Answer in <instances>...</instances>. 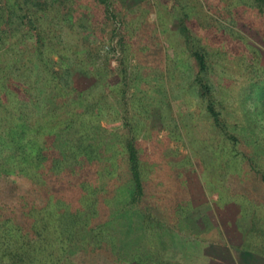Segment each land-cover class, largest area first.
<instances>
[{
    "label": "trees",
    "instance_id": "obj_1",
    "mask_svg": "<svg viewBox=\"0 0 264 264\" xmlns=\"http://www.w3.org/2000/svg\"><path fill=\"white\" fill-rule=\"evenodd\" d=\"M46 1L35 0L36 7H33L31 0H0V264H124L131 261L189 264L191 259L157 261L144 254L143 249V256L129 258L128 245L116 243L120 227H125V215L128 219L133 216L144 227L140 237L148 239L155 232L152 230L155 223L150 225L151 229L148 220L152 218L157 225L161 220L142 206L145 172L136 145L137 135L126 118L118 115L127 106L123 102L125 84L123 87L116 84L122 72L114 74L109 68V53L100 52L95 46L96 39L89 34L82 33L75 41L74 38L65 40L61 33L49 35L48 28L44 27V14L49 11ZM204 1L214 12L223 0ZM228 2L227 12L232 20L245 23L243 29L254 31L253 37L264 44V0ZM66 18L62 17V21ZM53 24L61 30L60 22ZM179 31L188 52L170 53L168 40L162 39V49L157 41L158 57L150 58L151 67L138 65L136 76L143 74L150 82L149 90L161 95V99L169 96L170 90L183 94L181 108L185 106L188 110L194 106L196 113L209 117L213 125L209 134L214 138L216 135L220 145L226 141L225 135L234 146L241 143L240 136L245 142H259V135L264 134V125L257 123L264 118V66L256 64L260 48L240 32L229 34L231 40L248 49L244 60L251 78L241 100V105L247 103L248 107L242 105L246 108H243V125L236 135H231L216 109L217 100L207 78L209 53L190 33L183 18L179 19ZM122 41L118 38L116 44L109 46L112 55H122ZM19 43L23 49H15ZM162 55L165 56L163 66ZM178 66L182 70L179 68L176 72ZM174 72L179 76L177 82H174ZM78 75L90 78L91 85L79 89L74 83V76ZM249 89L258 94L259 102L255 96L247 98ZM113 93L123 100L119 105L108 100ZM189 98L196 104H191ZM164 106L171 123L170 132L181 137L180 130L185 129L183 120L175 111L172 113L167 103ZM257 108H261L263 118L255 114ZM105 109L112 111L107 119L101 116ZM102 120L109 126L110 122L121 121L127 130L117 134L103 125ZM109 129L113 139L106 137ZM220 145L218 150L224 155L225 149ZM261 151L247 152L242 148L240 158L239 153L230 150L225 154L228 164L224 171L231 177L227 181L230 192L226 194L220 192L207 165L198 163L197 169L189 163L191 171L198 172L211 200L239 202L240 214L249 217L242 245L247 261L264 260L261 211L264 204L256 201V196L264 193ZM177 204L175 201L170 204L175 207L170 215L178 216L175 223L183 221L188 225L184 220L190 209L188 202ZM169 234L171 240L166 244L170 251H175L180 247L177 245L180 231ZM183 247L181 252L186 254Z\"/></svg>",
    "mask_w": 264,
    "mask_h": 264
},
{
    "label": "rangeland",
    "instance_id": "obj_2",
    "mask_svg": "<svg viewBox=\"0 0 264 264\" xmlns=\"http://www.w3.org/2000/svg\"><path fill=\"white\" fill-rule=\"evenodd\" d=\"M93 1L95 0H47L49 11L44 14V27L48 28L49 35L61 33L67 41L73 38L75 41L76 37L81 36L82 33L89 34L90 38L96 39L95 46L100 52L107 51L109 53V68L114 74L122 72L121 77L119 76L120 81L117 80L116 84L118 87H123L125 84L126 99L122 101L127 106L125 109H121L118 115L126 118V122L131 124L133 132L137 135L138 143L136 145L145 172V194L142 206L148 208L147 211L153 212L161 220L159 225L152 218L148 220L150 228V225L154 226L155 223V229H151L155 230L153 234H156L153 237L152 234L148 239L140 237L144 227L139 225L133 216L128 219L125 215L123 223L125 227H120L116 243L120 246L128 245L127 257L129 258L140 256L143 249L144 254L161 262L164 260L175 261L179 258L193 259L200 254L202 243L218 239L227 244L234 255L242 253L244 233L249 224V217L240 214L239 202L224 201L219 203L214 201L215 199L211 200L203 187L198 172H192L189 163L196 168L198 163L207 165L210 176L214 180L216 179L215 181L220 187V192L226 194L230 192L228 182L231 177L228 172L224 171L228 164L224 157L225 154L230 150L239 153L237 157L240 158L242 148L247 152L261 151V148L264 149V134L259 135L257 143L245 142L244 137L240 136L238 138L241 143L235 146L231 143L230 137L225 135L226 141L220 145V139L216 138V135L215 138L210 135L213 125L209 117L206 118L204 113H196L194 106L188 110L185 109V106L181 108L184 103L182 101L183 94L170 90L169 96L161 99V95L149 90L150 82L144 79V75L136 76V74L138 65L143 68L151 67L150 58L158 57L157 41H160V49H162V39L168 40L170 53L188 52L179 31V19L183 18L190 33L199 39L209 53L210 71H208L207 78L213 87L214 99L217 100L216 109L225 119L226 130L229 134L236 135L244 122L243 108H248L247 103L246 105L242 104L246 108L241 105V100L251 78L246 72L247 64L244 60L248 49L245 50L244 44L231 40L229 34L233 31L240 32L244 38L260 48L259 60H256V64L259 66H264V44L253 37L254 31H249V33L243 29L246 28L245 23L232 20V16L227 12L228 0L220 2L218 10L214 12L207 8L204 0H151L150 6L153 12L148 15L146 12V15L150 16L148 23L140 22V14L131 12L133 8L123 16L114 12L117 8L95 6ZM31 5L36 7L35 0H31ZM118 10L122 11V8H118ZM69 14L70 19L68 18ZM65 16L67 18L62 21V17ZM83 19L85 20L83 21ZM57 21L61 24V30L54 27L53 23ZM21 28L23 27L21 26ZM49 28L51 29L49 30ZM118 38L123 39L121 44L123 53L119 57L112 55L113 50L109 48L112 44H116ZM147 39L148 41H146ZM23 47L21 43L15 45V49H23ZM153 54L154 56H152ZM163 58L162 66L163 63L165 65V56L162 55ZM181 66L175 68L176 72L179 68L182 70ZM176 72H174V82L179 79ZM74 83L79 89H84L91 85L92 80L78 75L74 76ZM256 93L259 94L257 88ZM258 94L255 95L249 89L247 98L254 99L255 96L258 97L257 101L259 102ZM108 100L116 105L122 102L119 100L118 94L115 93L111 94ZM188 101L191 104L194 103L192 98H189ZM165 103L172 108V113L175 111L178 118L183 120L182 124L185 125V129L180 130L181 137L170 132L171 123L169 124L170 119L164 106ZM253 103L255 104V102ZM257 109L255 114H259V119L263 118L264 111L262 114L261 108ZM109 113L112 114V111L109 112L105 109L101 116L105 115L104 118L107 119ZM110 123L109 126L106 120H102L103 125L117 134L127 130L121 126V121ZM257 123L261 126L264 125V118L262 121L257 120ZM236 124L239 127L235 128ZM261 129L262 127H260ZM111 130L107 131L106 137L112 138ZM219 145L225 149L224 155L218 150L217 146ZM262 153L264 155V151ZM261 163H264V157ZM256 198L257 202L264 204V193L258 194ZM173 201L176 204L179 203L177 205L184 204L185 201L188 202L190 209L187 210L184 217L188 225L183 221L175 223L178 216L170 215L174 213L175 207L170 206ZM129 205L139 211L135 205ZM261 211L264 215V209ZM140 221L143 222L142 219ZM176 230L180 231L181 239L177 243L180 247L175 251H170L169 245L166 243L171 240L169 233ZM176 239L179 238L176 237ZM156 240L160 242L156 243ZM183 246L186 247V254L181 252L184 249ZM147 250L148 252H146ZM243 260L244 264H264V260L260 259L247 261L245 258ZM124 264L140 263L131 261Z\"/></svg>",
    "mask_w": 264,
    "mask_h": 264
},
{
    "label": "crops",
    "instance_id": "obj_3",
    "mask_svg": "<svg viewBox=\"0 0 264 264\" xmlns=\"http://www.w3.org/2000/svg\"><path fill=\"white\" fill-rule=\"evenodd\" d=\"M152 1L150 0H95L93 5L103 6L108 8H117L114 12L120 15H126L129 9L131 12H135L137 15L140 14V22H149V13L153 12L151 10ZM122 8V11L118 10ZM127 8V10H126ZM154 8V7H153ZM147 12V15H146ZM142 18V19H141ZM127 19V18H126ZM219 240V239H218ZM205 241L202 243L201 252L198 256L191 259L189 264H244L243 259H245V254H233L231 249L223 241ZM236 257V258H235ZM257 259V258H256Z\"/></svg>",
    "mask_w": 264,
    "mask_h": 264
}]
</instances>
